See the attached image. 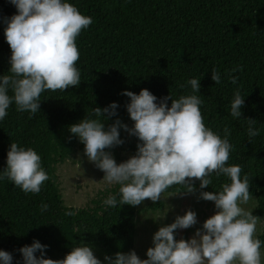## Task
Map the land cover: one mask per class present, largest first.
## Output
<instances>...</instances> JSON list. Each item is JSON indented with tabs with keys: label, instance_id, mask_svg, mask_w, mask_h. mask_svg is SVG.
I'll use <instances>...</instances> for the list:
<instances>
[{
	"label": "trees",
	"instance_id": "trees-1",
	"mask_svg": "<svg viewBox=\"0 0 264 264\" xmlns=\"http://www.w3.org/2000/svg\"><path fill=\"white\" fill-rule=\"evenodd\" d=\"M65 2L93 21L76 39L81 82L65 91L43 92L34 115L17 111L13 103L0 120V174L7 167L10 144L15 142L35 150L49 176L39 193H25L13 182L0 179V251L12 255V264H24L19 249L34 241L46 245L44 258L53 260L64 259L72 248L83 244L93 247L99 257L113 259L117 252L133 251L136 209L120 203L119 188L112 193L117 198L116 207L100 201L87 209L66 207L56 183L55 166L82 144L69 128L86 117L97 119L92 109L117 104L115 116L99 117L105 130L117 119L122 124L134 122L127 111L130 98L124 92L138 95L147 89L159 104L164 97L175 100L193 94L187 83L193 78L200 80L196 95L202 100L205 126L221 138L224 128H229L232 150L226 166L239 165L241 179L248 176L249 191L256 200L252 214L264 220V0ZM16 14L10 0H0V77L11 74L5 20ZM213 68L221 76L219 84L211 79ZM230 77H238L237 83L232 84ZM237 89L244 105L241 117L233 118L230 106ZM167 103L170 107L171 100ZM247 119L257 122L252 127L259 131L258 136H248ZM119 132L124 143L115 147L133 157L142 142L136 136L129 138L122 128ZM210 178L212 184L204 189L194 180V193H187L182 184L164 192L218 193L222 184L231 182L215 173ZM42 204L48 205L47 210L41 211ZM160 206L150 204L147 209ZM68 212L75 215H66ZM255 238L261 241L262 249L264 230ZM35 255L39 258L40 252Z\"/></svg>",
	"mask_w": 264,
	"mask_h": 264
},
{
	"label": "clouds",
	"instance_id": "clouds-1",
	"mask_svg": "<svg viewBox=\"0 0 264 264\" xmlns=\"http://www.w3.org/2000/svg\"><path fill=\"white\" fill-rule=\"evenodd\" d=\"M10 3L18 14L5 20V37L12 53L11 74L0 77V120L7 116L13 103L17 111L34 115L40 109L43 92L79 86L81 73L76 63L80 53L76 39L93 22L91 17L81 14L65 0H10ZM211 79L215 84L221 81L215 68ZM230 79L236 84L238 77ZM187 83L193 94L175 100L171 96L164 97L159 104L157 97L147 89H142L138 95L124 92L123 95L130 98L127 111L134 121L132 129L117 119L105 130L99 117L115 116V103L104 109H92L97 119L86 117L69 128L70 133L85 145L89 161L105 173L103 180L120 185V203L123 205L138 206L146 199L155 204L174 184L186 185L187 193H194V180L200 181V189L208 188L213 173L231 181L222 184L218 193H200L199 199L214 202L216 212L192 239L177 241L174 236L177 229H188L197 223L196 213L189 209L183 216H177L172 224L159 228L153 236L154 246L146 252L147 259H140L135 251L117 252L114 259L104 257L107 264H261V241L255 238L260 218L240 206L252 198L249 178L245 175L241 179L239 165L226 166L232 150L229 128H224L225 135L221 138L205 126L200 110L202 100L196 95L200 92V80L193 78ZM168 100H171L170 107ZM243 105L244 98L237 89L230 115L240 118ZM247 121L248 136H258L259 131L252 127L257 122ZM121 128L142 143L137 145L138 151L133 157L117 164L112 154L105 150L124 143L120 139ZM6 163L0 179L13 182L25 193H39L42 184L49 179L41 167L40 155L32 148L11 143ZM104 204L116 207V196H109ZM47 207L42 204L41 211ZM46 248L34 241L31 246L19 249L24 264H101L90 246L74 247L61 260L44 258ZM38 251L39 258L35 255ZM12 259L10 253L0 251L3 264H12Z\"/></svg>",
	"mask_w": 264,
	"mask_h": 264
},
{
	"label": "rangeland",
	"instance_id": "rangeland-1",
	"mask_svg": "<svg viewBox=\"0 0 264 264\" xmlns=\"http://www.w3.org/2000/svg\"><path fill=\"white\" fill-rule=\"evenodd\" d=\"M125 125L132 129L134 122H128ZM124 132L129 138L133 137L128 132ZM105 151L112 154L117 164L131 158L129 153L117 147ZM104 175L105 173L97 168L95 163L89 161L85 155V145L78 144L70 158L55 166L56 183L63 204L75 209H87L94 207L97 201L103 203L114 190L120 188L119 184H109L103 180ZM199 196L200 194L163 192L160 200L155 203V205L160 203V207L147 209L148 205L154 204L147 199L135 206L133 251L140 259H145L147 250L154 246L153 236L159 228L172 224L177 216H183L189 209L196 213L197 223L188 229H177L174 233L175 239L179 241L186 235L184 240H190L198 229H202L203 223L215 214L216 208L214 202L199 199ZM240 206L246 211L253 212L256 200L252 197L246 204L241 203ZM263 230L264 220L260 218L256 226L255 237L262 234ZM94 249L96 250V248ZM260 251L261 264H264V247ZM93 253L101 261V264H107L104 257L101 255L99 257L94 251Z\"/></svg>",
	"mask_w": 264,
	"mask_h": 264
}]
</instances>
